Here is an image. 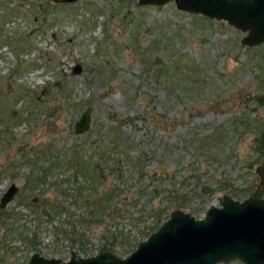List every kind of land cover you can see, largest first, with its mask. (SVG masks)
I'll return each mask as SVG.
<instances>
[{"label": "rangeland", "instance_id": "rangeland-1", "mask_svg": "<svg viewBox=\"0 0 264 264\" xmlns=\"http://www.w3.org/2000/svg\"><path fill=\"white\" fill-rule=\"evenodd\" d=\"M245 37L173 2L0 0V199L18 188L0 264L123 259L175 210L201 219L222 196L253 197L264 44Z\"/></svg>", "mask_w": 264, "mask_h": 264}, {"label": "water", "instance_id": "water-1", "mask_svg": "<svg viewBox=\"0 0 264 264\" xmlns=\"http://www.w3.org/2000/svg\"><path fill=\"white\" fill-rule=\"evenodd\" d=\"M80 0H53L72 4ZM174 1L179 11L223 21L242 33H247L243 44L248 47L264 43V0H138V6L161 7ZM82 71L80 65L72 75ZM91 108H87L74 125V133L83 135L91 124ZM264 185V162L256 169ZM18 188L11 185L0 199L4 209ZM264 264V199L247 198L242 202L229 196L218 199L202 219L175 210L159 229L141 242L128 257L121 259L110 252L89 258L71 252L68 261L47 259L35 253L28 264Z\"/></svg>", "mask_w": 264, "mask_h": 264}, {"label": "trees", "instance_id": "trees-1", "mask_svg": "<svg viewBox=\"0 0 264 264\" xmlns=\"http://www.w3.org/2000/svg\"><path fill=\"white\" fill-rule=\"evenodd\" d=\"M196 84H197V81L195 80V81H194V85H196ZM191 86H193V84H191ZM177 95H178V96H181L182 93L178 92ZM260 100H264V97H261ZM260 135H261V136H260V138H259V140H260V148H259V150L264 149V131H263ZM123 143L126 144V145H128L129 141L126 140V141H124ZM105 152H106V151H105ZM108 153H109V151H108ZM112 154H113V153H112ZM113 155H114V154H113ZM88 169H89V168H87V171H88ZM97 169H98V171H97ZM89 170H90V169H89ZM93 171H95L96 173H99V175H100L101 177H102V175L104 174L103 169H102V165H99V166H97L96 168H94L93 170H90L91 173H92ZM85 175H86V173H85ZM261 196H262L261 193L258 192V191H255V192L253 193V197L260 198ZM159 225H160V224H159ZM158 228H159V226H158L156 229H154V230L152 231V233L155 232Z\"/></svg>", "mask_w": 264, "mask_h": 264}]
</instances>
